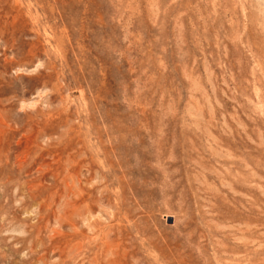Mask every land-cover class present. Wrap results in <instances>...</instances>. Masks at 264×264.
<instances>
[{"label": "rangeland", "instance_id": "rangeland-1", "mask_svg": "<svg viewBox=\"0 0 264 264\" xmlns=\"http://www.w3.org/2000/svg\"><path fill=\"white\" fill-rule=\"evenodd\" d=\"M0 264H264V0H0Z\"/></svg>", "mask_w": 264, "mask_h": 264}, {"label": "clouds", "instance_id": "clouds-1", "mask_svg": "<svg viewBox=\"0 0 264 264\" xmlns=\"http://www.w3.org/2000/svg\"><path fill=\"white\" fill-rule=\"evenodd\" d=\"M42 67H43V61L42 60H37L36 65H35L34 68H32V69L18 68V69H14L13 73L15 74L17 72H20V73H26V74H29V75H36V74H38V71L40 69H42ZM41 91H42L41 89L37 90V94H39ZM31 106L32 105H31L30 102H23L22 101L19 111H24L25 108L31 107ZM84 226L87 227V221H85V225ZM20 235H23V233H20Z\"/></svg>", "mask_w": 264, "mask_h": 264}]
</instances>
